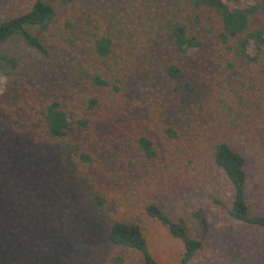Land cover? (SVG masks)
<instances>
[{"label": "trees", "instance_id": "obj_1", "mask_svg": "<svg viewBox=\"0 0 264 264\" xmlns=\"http://www.w3.org/2000/svg\"><path fill=\"white\" fill-rule=\"evenodd\" d=\"M53 1L55 6L46 0H34L25 13L0 22V45L18 35L25 46L47 57V47L28 29L49 23L56 34L73 29L65 13L54 22L58 7L65 8L73 0ZM262 1L254 0L253 5L230 10L220 0H171L173 10L143 23V33H132L128 43L121 42L120 35L112 37L109 30L102 31L97 25L92 28L86 59L69 71L65 86L61 85L69 91L67 96L73 97L63 100L65 94L57 92L49 101L34 107L29 118L31 125L39 126L43 138L57 149L58 183L48 194L53 209L62 211L55 215L59 225L87 209L108 219L125 210L122 220L114 221L108 228V244L136 254L138 261L134 264H157L148 253L141 232L146 220L157 222L181 243L179 264H187L201 244L152 201L153 185L196 183L208 174L220 173L231 189L225 203L228 216L238 223L264 229V216L252 215L245 199L244 167L248 154L233 150V143L240 146L249 137L250 120L264 112V18L253 22ZM160 40L167 43L171 53L170 57L159 54L160 75L172 93L180 97L183 93L191 94L192 89L182 80L184 69L178 56L189 50L209 49L207 65L215 73L214 83L226 92L218 98L215 115L206 117L208 121L199 125L198 132L189 131L193 125L189 123L205 115L201 98L191 95L193 100L187 101L184 112L189 117H178L188 127L187 133L181 134L173 125L163 124L158 116H149L146 122L138 119L126 124L148 126L153 138L128 126L124 132L127 139L115 141L116 149L94 146L90 117L97 115L100 124H106L110 130L123 125L118 120L130 108V88L151 69V51ZM249 42L252 55L246 50ZM0 61L10 64L2 55ZM9 81L12 89L8 97L12 99L16 84L10 77ZM110 122L113 124L109 125ZM259 147L252 152V161L257 171L264 172V143ZM37 155L45 156V150H38ZM143 161L153 166L142 167ZM123 174L144 177L141 184L152 185V189H122L119 178ZM52 181L44 179L48 187ZM110 192L117 196L110 197ZM47 211L51 213L52 209L47 207ZM110 262L120 264L122 258L112 257Z\"/></svg>", "mask_w": 264, "mask_h": 264}, {"label": "rangeland", "instance_id": "obj_2", "mask_svg": "<svg viewBox=\"0 0 264 264\" xmlns=\"http://www.w3.org/2000/svg\"><path fill=\"white\" fill-rule=\"evenodd\" d=\"M46 1L56 5L53 0ZM220 1L230 10L254 3V0ZM33 2L0 0V22L25 13ZM172 10L171 0H73L65 8L58 7L54 18L55 22L62 13L66 14L73 26L69 34L65 31L56 34L51 23L28 29L47 47V57L25 46L18 35L0 45V55L10 63L0 61V264H115L110 262L112 257L122 258L120 264L138 261L136 254L112 246L105 239L110 225L121 221L125 210L108 219L87 209L59 225L55 215L62 211L53 209L48 194L58 183L57 149L43 138L39 126L31 125L29 118L34 114V107L49 101L57 92L65 94L63 100L73 97L67 96L69 91L62 86L69 71L86 59L89 34L94 26L109 30L114 38L120 35L121 42L128 43L132 33H143V23ZM263 18L264 1L260 2L253 22ZM156 42L154 50L151 49V69L130 88V108L118 120L123 125L110 130L105 123L100 124L97 115L90 117L94 146L116 149L115 141L127 139L124 132L128 126L152 137L148 126L126 124L138 119L146 122L149 116H158L163 124L173 125L181 134L187 133L188 127L178 117H189L184 112L187 101L193 100L191 95L201 98L205 115L189 123V126L193 124L189 131L198 132L199 125L208 121L206 117L215 115L218 98L226 92L214 83L215 73L207 65L209 49L189 50L178 56L184 69L182 80L192 89L191 94L183 93L180 97L172 93L160 75L162 61L158 56L170 57L169 47L163 40ZM246 50L249 55L253 54L250 42ZM9 77L16 84L12 99L8 97L12 89ZM112 119L116 125L115 118ZM117 134L120 135L115 138ZM249 134L240 146L233 143V150L248 154L244 167L246 203L252 215L264 216V172L257 171L252 161L255 156L252 152L264 143V112L250 120ZM38 150H45V156L39 157ZM144 164L145 161L141 166ZM146 165L153 166L151 162ZM54 175L57 176L53 178ZM47 178L53 179L51 187L44 182ZM143 178L123 174L119 179L122 189H152V185L141 184ZM153 186L152 201L201 244L187 264H264V229L238 223L228 216L225 203L231 189L222 174H208L196 183L156 182ZM113 196L117 193L110 192V197ZM47 207L52 209L51 213L45 212ZM141 232L146 249L157 264H179L182 245L164 227L146 220Z\"/></svg>", "mask_w": 264, "mask_h": 264}]
</instances>
